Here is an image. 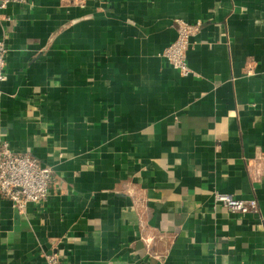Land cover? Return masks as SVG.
Listing matches in <instances>:
<instances>
[{"label":"crops","instance_id":"obj_1","mask_svg":"<svg viewBox=\"0 0 264 264\" xmlns=\"http://www.w3.org/2000/svg\"><path fill=\"white\" fill-rule=\"evenodd\" d=\"M0 40V137L54 169L0 192V264H264V214L216 197L264 201V0L0 3Z\"/></svg>","mask_w":264,"mask_h":264},{"label":"built area","instance_id":"obj_2","mask_svg":"<svg viewBox=\"0 0 264 264\" xmlns=\"http://www.w3.org/2000/svg\"><path fill=\"white\" fill-rule=\"evenodd\" d=\"M23 0H0L1 7ZM201 30V22L180 21L176 40L171 43L163 55L174 68L180 70L184 76H189L192 70L188 64V49L191 39ZM8 48L5 40H0V83L8 76L5 71ZM3 92L0 89V96ZM54 169L32 157L28 152L16 151L9 140L0 137V192L12 201L14 207L25 210L29 203L44 202L50 194V183ZM217 201L223 203L233 212L246 214L260 212L264 214V201L257 199L242 200L231 193H219ZM45 264H63L57 252L43 253Z\"/></svg>","mask_w":264,"mask_h":264},{"label":"water","instance_id":"obj_3","mask_svg":"<svg viewBox=\"0 0 264 264\" xmlns=\"http://www.w3.org/2000/svg\"><path fill=\"white\" fill-rule=\"evenodd\" d=\"M1 3V2H0Z\"/></svg>","mask_w":264,"mask_h":264}]
</instances>
